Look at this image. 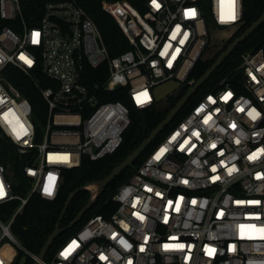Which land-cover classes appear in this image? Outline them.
I'll return each instance as SVG.
<instances>
[{
  "label": "built area",
  "instance_id": "1",
  "mask_svg": "<svg viewBox=\"0 0 264 264\" xmlns=\"http://www.w3.org/2000/svg\"><path fill=\"white\" fill-rule=\"evenodd\" d=\"M28 1L0 0V208L20 201L0 218V264L19 251L40 264H264L263 49L243 52L240 79L205 94L154 147L112 196L108 219L93 215L49 261L20 245L11 226L33 194L54 200L63 169L121 145L129 108L104 100L109 93L124 88L145 109L162 83L188 90L196 62L244 15L242 0H104L130 45L111 58L80 0H48L34 11ZM15 74L45 102L39 141ZM11 152L28 160L26 198L12 190Z\"/></svg>",
  "mask_w": 264,
  "mask_h": 264
},
{
  "label": "trees",
  "instance_id": "2",
  "mask_svg": "<svg viewBox=\"0 0 264 264\" xmlns=\"http://www.w3.org/2000/svg\"><path fill=\"white\" fill-rule=\"evenodd\" d=\"M48 0H29L27 3L32 11L39 10ZM104 0H80V7L86 12L87 16L99 29L102 41L111 58L127 51L130 48L127 39L113 20L102 9ZM113 1V0H107ZM243 2V20L240 28L236 31L230 41L222 42L218 48L211 54L199 59L188 78L195 82L206 72L216 58L223 52L229 43L239 36L264 12V0H242ZM24 12L26 9L24 7ZM264 50V22L258 27L244 42L239 44L234 51L227 56L223 63L213 72V74L200 86V88L187 100L186 104L174 117V119L156 136L147 149L139 156L132 166L127 168L120 176L115 178L103 191L96 204L88 210L83 217L73 227L64 230L58 235L46 252L45 260L49 261L59 246L68 238L75 235L77 231L95 214L108 219L115 211L117 205L112 201V196L120 186L126 183L135 170L143 163L150 152L157 146L167 134L188 114L194 106L203 98L205 94L221 86L222 82H229L232 85L240 79L238 66L240 56L243 52ZM93 73V72H92ZM18 83L15 86L32 106V122L36 131V139L39 141L42 133V126L46 120V105L40 96L39 90L30 85L25 79L19 78L15 74ZM95 77H93L94 79ZM102 82L103 79H94ZM167 98L160 106L155 104L149 108L137 109L128 98L127 90L116 88L110 92L104 100L121 102L129 108L130 124L122 136V142L119 148L111 155L100 160L91 161L87 156H81L80 165L73 169H63L61 172V182L57 196L54 200H45L40 196L33 194L27 201L20 213H18L11 226V233L18 240L20 245L38 255L47 241L48 237L55 230V225L64 208L67 198L74 190L93 181H99L106 177L112 169L123 162L150 134V132L166 117L168 112L176 105L179 99L184 95ZM27 157H18L14 152L5 157L4 165L8 166L12 172V190L19 198H26L29 189L28 177L23 172ZM90 193L81 191L77 193L69 203L63 218L60 222V228H64L76 217L80 209L88 202ZM20 205V201L13 200L0 208V218L3 221L8 220ZM24 253L19 251L12 264H19V260ZM25 264H34L27 258Z\"/></svg>",
  "mask_w": 264,
  "mask_h": 264
},
{
  "label": "water",
  "instance_id": "3",
  "mask_svg": "<svg viewBox=\"0 0 264 264\" xmlns=\"http://www.w3.org/2000/svg\"><path fill=\"white\" fill-rule=\"evenodd\" d=\"M264 22V12L255 20L248 28H246L239 36L234 38L226 49L220 53L216 60L212 63L210 68L189 88L184 95L179 99L176 105L168 112L166 117L150 132V134L139 144V146L119 165H117L112 171L103 179L99 181L89 182L78 189L71 192L64 208L60 214V217L55 225V230L48 237L44 246L42 247L40 253L38 254L39 261H42L46 255L47 250L51 246L54 239L60 235L66 229L73 227L83 215L90 210L97 202L98 198L102 195L105 188L118 176H120L127 168L132 166L134 162L139 158V156L147 149L151 142L156 138V136L174 119L182 107L186 104L187 100L200 88V86L213 74V72L223 63V61L229 56L234 49L244 42L258 27ZM235 34L234 28H226L220 34V37L226 41H230ZM219 43L214 44V48H217ZM184 86L176 81H168L158 85L154 89V100L159 106L169 97L179 96L184 92ZM86 191L90 193L88 202L80 209L76 217L70 222V224L64 228H60V222L63 215L68 207L69 203L73 197L81 192ZM27 258L25 256L21 257L19 264H25ZM34 264H40L35 262Z\"/></svg>",
  "mask_w": 264,
  "mask_h": 264
},
{
  "label": "snow or ice",
  "instance_id": "4",
  "mask_svg": "<svg viewBox=\"0 0 264 264\" xmlns=\"http://www.w3.org/2000/svg\"><path fill=\"white\" fill-rule=\"evenodd\" d=\"M158 6V5H157ZM189 15H195V12H194V10H192L190 13H188ZM233 19H234V16L232 17ZM22 59H23V57H22ZM26 62H28L29 64L31 63V61H26ZM141 95H145L146 96V93L145 94H141ZM231 94L229 93L227 96H225L224 97V99L225 100H227L228 99V96H230ZM241 111L243 110V109H240ZM249 115H251V113H249ZM253 118H255V117H253ZM205 123H207V120H205ZM194 135H196V133H193ZM175 137H173V139H174ZM213 147H215V145H213ZM163 151H166V149H161V153L163 152ZM157 159H159V155L156 157ZM45 191L46 192H48L49 194H51V188L50 187H46L45 188ZM0 195H3V191H2V189H0Z\"/></svg>",
  "mask_w": 264,
  "mask_h": 264
},
{
  "label": "flooded vegetation",
  "instance_id": "5",
  "mask_svg": "<svg viewBox=\"0 0 264 264\" xmlns=\"http://www.w3.org/2000/svg\"><path fill=\"white\" fill-rule=\"evenodd\" d=\"M214 49H216V50H217V49H219V48L217 47V48H214Z\"/></svg>",
  "mask_w": 264,
  "mask_h": 264
},
{
  "label": "rangeland",
  "instance_id": "6",
  "mask_svg": "<svg viewBox=\"0 0 264 264\" xmlns=\"http://www.w3.org/2000/svg\"><path fill=\"white\" fill-rule=\"evenodd\" d=\"M18 75V74H17Z\"/></svg>",
  "mask_w": 264,
  "mask_h": 264
}]
</instances>
